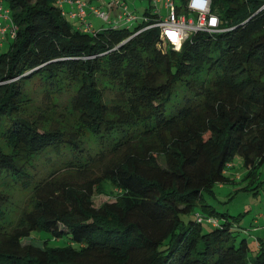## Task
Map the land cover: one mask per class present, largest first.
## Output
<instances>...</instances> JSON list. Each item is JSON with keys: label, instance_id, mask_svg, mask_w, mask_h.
Segmentation results:
<instances>
[{"label": "trees", "instance_id": "1", "mask_svg": "<svg viewBox=\"0 0 264 264\" xmlns=\"http://www.w3.org/2000/svg\"><path fill=\"white\" fill-rule=\"evenodd\" d=\"M1 3L18 31L0 54V174L28 187L35 158L56 153L61 164L34 183L18 225L0 229V264H264V240L251 257L239 218L207 201L235 182L236 156L248 170L237 191L263 183L264 0H212L225 30L194 33L180 50L145 28L151 7L136 26L102 21L87 33L56 0ZM35 79L48 99L69 95L74 126L34 115ZM96 193L116 201L96 207ZM7 202L0 190L1 218ZM33 232L65 242L24 243Z\"/></svg>", "mask_w": 264, "mask_h": 264}, {"label": "rangeland", "instance_id": "2", "mask_svg": "<svg viewBox=\"0 0 264 264\" xmlns=\"http://www.w3.org/2000/svg\"><path fill=\"white\" fill-rule=\"evenodd\" d=\"M179 2L180 0H176ZM132 13H136L139 17L138 21L131 24L137 25L140 18L144 17L145 9L151 7V0H127ZM162 9L163 4H159ZM163 10V9H162ZM165 12V11H164ZM134 26V27H135ZM12 41H6L3 46L0 47V54L9 50ZM28 90L33 100V112L34 115L39 116L41 121H47L51 125H59L65 127H71L76 124L75 117L69 112V95L67 93L51 95L52 98L48 99L45 95V91L41 88L37 79L28 84ZM108 98H113L114 95L109 92L106 93ZM1 138V136H0ZM84 143L87 147H91L92 151L99 149V142L94 135L89 131H86L84 137ZM5 151H9V147L6 142H1ZM67 153V151H63ZM234 163V164H233ZM234 168H229L227 174L235 179V182L216 186V198L207 196L208 203L215 206L221 212H229L233 217L239 218L236 229L240 230V237L247 238L252 252L251 257H254L259 251V245H255V241L260 236V233L255 231H244L243 229H250L253 221L257 219L259 221V227L264 230V166L260 169V179L263 183L259 187V191H243L237 189L242 188L248 183L238 179L237 173L245 175L247 169L244 166V161L240 156H236L233 161ZM60 161L57 158L56 153H50L45 156L35 158L33 165L29 167V173L33 176L30 186L26 187V184L22 181H16L6 173L0 174V190L4 191L8 195V202L5 204L4 217H0V229L12 230L15 228L23 215L24 211L30 210L32 207V187L35 182H38L42 178L46 177L54 168L60 166ZM55 170V169H54ZM223 186V187H222ZM116 198L108 196L104 193H96L94 195V204L96 207H100L104 203L114 202ZM262 215V218L257 217ZM193 216H185V220L188 221ZM205 230L209 229V225L204 223ZM260 229V228H259ZM65 239V238H64ZM264 240V239H263ZM44 241H49L51 245H62L65 241H54V238L49 233L33 232L32 235L23 240L24 243H34L42 245ZM252 264V262H249Z\"/></svg>", "mask_w": 264, "mask_h": 264}, {"label": "built area", "instance_id": "3", "mask_svg": "<svg viewBox=\"0 0 264 264\" xmlns=\"http://www.w3.org/2000/svg\"><path fill=\"white\" fill-rule=\"evenodd\" d=\"M62 10V15L77 23L82 31L94 33L95 27L89 20L93 16L104 23L112 24L115 28L126 25L131 26L139 17L130 11L127 0H109L104 7L97 6L86 0H56ZM179 2L176 0H151V16L156 18L151 25L145 28H160V47L165 49L168 45L175 50H180L192 34L205 32L217 34L224 31L221 27V19L212 12V0H187L181 13L178 11ZM65 4L72 6V10L67 11ZM163 4V10L159 7ZM264 6L262 7V9ZM117 10V15L111 17V11ZM165 11V12H164ZM141 21L149 20V16H144ZM18 26L11 17L9 8H5L0 2V46L5 41H10L16 37ZM198 222L207 221L214 225H219L218 220L213 217H206L197 214Z\"/></svg>", "mask_w": 264, "mask_h": 264}, {"label": "crops", "instance_id": "4", "mask_svg": "<svg viewBox=\"0 0 264 264\" xmlns=\"http://www.w3.org/2000/svg\"><path fill=\"white\" fill-rule=\"evenodd\" d=\"M88 2H91L92 4L94 5H97V6H101V7H104L105 6V3L109 0H86ZM0 2H2V0H0ZM65 9L67 11H70L72 10V6H70L69 4H65L64 5ZM150 7V6H149ZM117 10H113L111 11V17H115L117 15ZM135 15H137L135 13ZM89 20L92 22V24L96 27V28H100L104 25V23L102 21H100L99 19L97 18H94L93 16H89ZM234 164V163H233ZM232 163L230 164V167L229 168H234L235 165H233ZM237 177L238 179L242 180L244 178V175L241 173H237ZM223 187V186H222ZM257 217L259 218H262V215H257ZM259 221L257 219H255L250 227V229H243L245 232L248 231V232H251V231H255L256 233H260V236L257 238V240L255 241V245H259L258 244V240L259 239H264V230H261V227H259ZM260 228V229H259Z\"/></svg>", "mask_w": 264, "mask_h": 264}]
</instances>
